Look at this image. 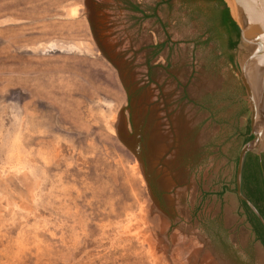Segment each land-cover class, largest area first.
<instances>
[{
  "label": "rangeland",
  "instance_id": "rangeland-1",
  "mask_svg": "<svg viewBox=\"0 0 264 264\" xmlns=\"http://www.w3.org/2000/svg\"><path fill=\"white\" fill-rule=\"evenodd\" d=\"M220 3L0 0V264H264Z\"/></svg>",
  "mask_w": 264,
  "mask_h": 264
},
{
  "label": "bare ground",
  "instance_id": "bare-ground-1",
  "mask_svg": "<svg viewBox=\"0 0 264 264\" xmlns=\"http://www.w3.org/2000/svg\"><path fill=\"white\" fill-rule=\"evenodd\" d=\"M229 3L232 6V16L237 19L235 21L243 31L242 48L248 52L252 50L263 51L262 55L251 60L246 67V79L252 91L255 107L254 127L259 134L254 143V148L258 149L264 145V26L252 0H249L248 9L250 11H247L249 13L247 28L242 25L234 0L229 1Z\"/></svg>",
  "mask_w": 264,
  "mask_h": 264
},
{
  "label": "water",
  "instance_id": "water-1",
  "mask_svg": "<svg viewBox=\"0 0 264 264\" xmlns=\"http://www.w3.org/2000/svg\"><path fill=\"white\" fill-rule=\"evenodd\" d=\"M228 1H231V0H228ZM252 1L254 2V5L256 6L257 11L260 14L261 22H262V25L264 26V0H252ZM234 2L236 5L237 13L242 21V25L244 28H247L249 24V18H248L249 13H247V11H250V9H248L249 0H234ZM239 35H240L239 39L242 41L244 36H243L242 28L240 26H239ZM262 53H263L262 50L249 51L247 54V57L243 60L242 66H241L242 80L246 88L248 99L251 103L250 133L252 134V138L243 144L238 154L237 167H236V190L235 191H236L238 198L248 205L250 210L254 213V215L259 220V222L264 226V218L259 213L255 205L241 191L242 167H243V162H244L246 154L249 152H253L256 156L260 157L262 152L264 151V145L263 147H260L258 149L254 148V143L257 141L259 134L254 127L255 107H254V101L252 97V91L246 79V67L248 63L254 58L262 55Z\"/></svg>",
  "mask_w": 264,
  "mask_h": 264
},
{
  "label": "trees",
  "instance_id": "trees-1",
  "mask_svg": "<svg viewBox=\"0 0 264 264\" xmlns=\"http://www.w3.org/2000/svg\"><path fill=\"white\" fill-rule=\"evenodd\" d=\"M228 7H226L225 19L229 22L232 30L239 37V26L229 16L230 6L225 0ZM229 8V10H228ZM235 42L231 46H235ZM252 138L249 127H247L244 143ZM241 191L242 193L255 205L259 213L264 218V158L259 160L257 156L250 162L244 160L241 175ZM241 205L248 216L249 223L252 224V231L256 240L260 241L264 247V226L259 222L254 213L250 210L248 205L241 201Z\"/></svg>",
  "mask_w": 264,
  "mask_h": 264
},
{
  "label": "crops",
  "instance_id": "crops-1",
  "mask_svg": "<svg viewBox=\"0 0 264 264\" xmlns=\"http://www.w3.org/2000/svg\"><path fill=\"white\" fill-rule=\"evenodd\" d=\"M218 1L221 2L220 4L223 6V9H222V17L221 18H222L223 24L227 27L228 35H230L228 37V44H229V48L231 49V48H233L231 46V43H234V42L237 43L238 38H237L236 34L234 33V31L232 30V27L229 25V22L226 21V19H225V13H226V5H225V2L223 0H218ZM229 16H230V12H229ZM231 19H233V18L231 17Z\"/></svg>",
  "mask_w": 264,
  "mask_h": 264
},
{
  "label": "flooded vegetation",
  "instance_id": "flooded-vegetation-1",
  "mask_svg": "<svg viewBox=\"0 0 264 264\" xmlns=\"http://www.w3.org/2000/svg\"><path fill=\"white\" fill-rule=\"evenodd\" d=\"M261 243V242H260Z\"/></svg>",
  "mask_w": 264,
  "mask_h": 264
}]
</instances>
